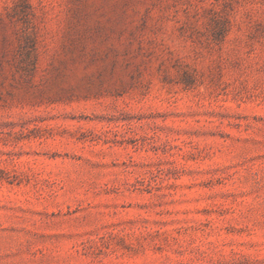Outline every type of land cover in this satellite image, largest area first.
Instances as JSON below:
<instances>
[{
    "label": "rangeland",
    "instance_id": "rangeland-1",
    "mask_svg": "<svg viewBox=\"0 0 264 264\" xmlns=\"http://www.w3.org/2000/svg\"><path fill=\"white\" fill-rule=\"evenodd\" d=\"M0 264H264V0H0Z\"/></svg>",
    "mask_w": 264,
    "mask_h": 264
}]
</instances>
